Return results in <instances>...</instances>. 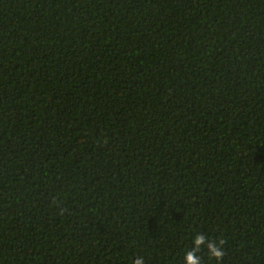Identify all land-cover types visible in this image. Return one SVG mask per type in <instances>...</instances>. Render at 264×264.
Listing matches in <instances>:
<instances>
[{"label":"trees","instance_id":"obj_1","mask_svg":"<svg viewBox=\"0 0 264 264\" xmlns=\"http://www.w3.org/2000/svg\"><path fill=\"white\" fill-rule=\"evenodd\" d=\"M198 233L264 264V0H0V264Z\"/></svg>","mask_w":264,"mask_h":264},{"label":"clouds","instance_id":"obj_2","mask_svg":"<svg viewBox=\"0 0 264 264\" xmlns=\"http://www.w3.org/2000/svg\"><path fill=\"white\" fill-rule=\"evenodd\" d=\"M224 241L213 240L210 236H205L203 233L196 234L192 239L193 249L184 255V264H202L201 256L197 253L202 249L207 250L209 260L216 261V264H221L225 255L223 250ZM134 264H144V257L140 256L134 260Z\"/></svg>","mask_w":264,"mask_h":264}]
</instances>
